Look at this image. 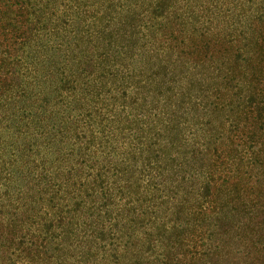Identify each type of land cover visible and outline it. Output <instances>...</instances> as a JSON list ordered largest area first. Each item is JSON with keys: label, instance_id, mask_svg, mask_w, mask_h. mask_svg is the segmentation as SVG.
<instances>
[{"label": "rangeland", "instance_id": "1", "mask_svg": "<svg viewBox=\"0 0 264 264\" xmlns=\"http://www.w3.org/2000/svg\"><path fill=\"white\" fill-rule=\"evenodd\" d=\"M84 8L23 63L17 140L3 118L0 264H264V123L233 99L264 0Z\"/></svg>", "mask_w": 264, "mask_h": 264}, {"label": "trees", "instance_id": "2", "mask_svg": "<svg viewBox=\"0 0 264 264\" xmlns=\"http://www.w3.org/2000/svg\"><path fill=\"white\" fill-rule=\"evenodd\" d=\"M68 2L70 5L69 10L64 9L62 11L59 0H0V140L3 137H8V124H2L3 118L12 120L11 128H14V126L17 128L13 131L14 134H18L14 137L15 140L21 136L19 133L21 132L20 129H23V126H29V123L27 121L23 123L25 119L21 118L23 112L29 113V111H32V109H28V101H23L22 99V95H26V92L24 94L20 93L26 90L21 88L23 63L26 66L30 53H39L40 50L38 49L45 46L43 42L45 39L41 33L47 29L52 32H58V29L66 30L68 29L66 22L70 25H77L83 22V19L74 22L70 15L80 19V15L85 14L84 6L88 7L90 0H68ZM81 8L84 10H81ZM59 14L61 15L60 19L63 26L67 27H58L61 23L57 25V21H52L53 16ZM198 46L204 48L205 54L202 55L204 60L213 58L214 51L208 42L196 45L197 48ZM36 49L37 51H35ZM198 49L202 52L200 48ZM253 58L254 54L249 55L247 52L244 62L239 65V72L243 74V77L249 79V83H247L246 90L240 88V91L236 92L237 95H233V99L245 100V108L251 107L246 114L250 112L251 115L255 116V124H263L264 79L259 77L264 73V56L259 54L256 59ZM226 78H228V74ZM241 85L243 83L237 82L236 86L239 87ZM245 91L246 94L243 95ZM17 95H21L19 100ZM230 101H232V96ZM35 119L37 118L31 119L32 122ZM2 129H6V131L1 132ZM3 141L7 143L6 139H3ZM0 151V161L2 159L3 163L6 161L8 163V158L3 159L5 156L8 157L7 147L1 148ZM3 171L0 173V180H2ZM6 179H8V175H6ZM5 185L6 187L8 186L7 184ZM7 229L8 223L2 225V232L5 235L1 233V237L5 238V240L8 239Z\"/></svg>", "mask_w": 264, "mask_h": 264}]
</instances>
